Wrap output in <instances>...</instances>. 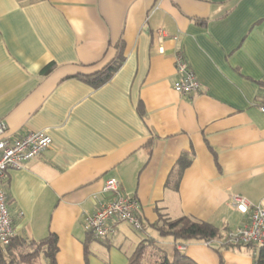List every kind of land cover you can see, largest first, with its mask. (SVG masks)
Returning a JSON list of instances; mask_svg holds the SVG:
<instances>
[{"label":"crops","instance_id":"obj_1","mask_svg":"<svg viewBox=\"0 0 264 264\" xmlns=\"http://www.w3.org/2000/svg\"><path fill=\"white\" fill-rule=\"evenodd\" d=\"M119 48L106 83L80 78ZM175 55L201 92L173 90ZM263 91L264 0H0V121L8 135L44 131L52 141L0 177L11 251L52 234L56 264H129L148 239L171 257L172 237L153 228L160 213L219 231L210 245L182 246L196 264H255L258 251L228 235L248 221L233 197L264 209ZM110 178L138 202L143 230L122 222L92 240L83 221Z\"/></svg>","mask_w":264,"mask_h":264},{"label":"built area","instance_id":"obj_2","mask_svg":"<svg viewBox=\"0 0 264 264\" xmlns=\"http://www.w3.org/2000/svg\"><path fill=\"white\" fill-rule=\"evenodd\" d=\"M174 66L177 77L173 83V90L176 93L193 95L202 91L199 81L181 56L175 55ZM257 109L264 114V91ZM7 132V125L0 121V177L7 170L21 169L25 162L39 156L52 144L50 136L44 131H29L21 136H11ZM102 193L109 196L95 200V213L86 216L83 221V230L86 234L106 240L114 235L116 225L122 222L129 224L137 231L141 230L139 204L136 199L120 193L117 179L107 180ZM230 205L238 213L246 215L248 221L228 235V244L251 245L256 250L264 249V209L241 197H233ZM14 237L15 231L5 194L0 188V246L8 245ZM177 249L183 251L182 246H177Z\"/></svg>","mask_w":264,"mask_h":264},{"label":"trees","instance_id":"obj_3","mask_svg":"<svg viewBox=\"0 0 264 264\" xmlns=\"http://www.w3.org/2000/svg\"><path fill=\"white\" fill-rule=\"evenodd\" d=\"M122 63L121 48L117 51L116 57L106 64L101 70L81 76L80 78L92 87H99L106 83L112 75L118 70ZM52 65H47L42 69L41 74L47 75L51 71ZM182 162H179L182 170ZM6 201V195H5ZM7 204V201H6ZM12 223V222H11ZM160 237H172L174 241V251L171 257H168L166 252L158 247L151 240L141 241L132 255L129 257V264H196L185 254L178 251L177 246H183L186 242L195 240L202 241L208 245L215 239L219 238V231L210 223L197 221L188 217H180L178 219H168L159 213L158 221L153 225ZM143 230V225L140 231ZM87 238L92 240H101L87 234ZM17 239L14 237L6 246H0V264H37L38 257L42 255L45 264H56L55 256L57 253L56 237L49 234L45 239L36 243H28L18 255L11 251L14 242ZM107 240V239H106ZM105 241V240H101ZM24 243L21 245L23 246ZM85 256L88 253L86 242L84 243ZM258 254L255 259V264H264V249L257 250ZM222 264V263H221Z\"/></svg>","mask_w":264,"mask_h":264},{"label":"rangeland","instance_id":"obj_4","mask_svg":"<svg viewBox=\"0 0 264 264\" xmlns=\"http://www.w3.org/2000/svg\"><path fill=\"white\" fill-rule=\"evenodd\" d=\"M160 239H163V237H160ZM164 248V247H163ZM166 250V249H165ZM169 252V251H168Z\"/></svg>","mask_w":264,"mask_h":264}]
</instances>
